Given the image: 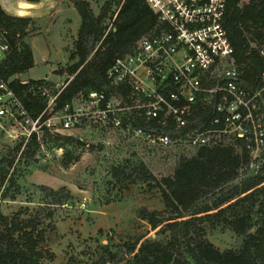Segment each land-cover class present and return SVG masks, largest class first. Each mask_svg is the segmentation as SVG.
<instances>
[{"label": "trees", "instance_id": "1", "mask_svg": "<svg viewBox=\"0 0 264 264\" xmlns=\"http://www.w3.org/2000/svg\"><path fill=\"white\" fill-rule=\"evenodd\" d=\"M69 1L80 17V25L69 53L70 64L64 72L54 71L57 76L68 77L58 90L46 79L22 83L16 78L34 67L26 37L35 22L31 18L11 16L0 5V36L8 47L0 64V76L9 82L32 119L47 105L46 99L29 91L34 86L45 87L56 95L51 114L45 113L43 120L72 106L78 98L85 100L90 92H103L108 99L126 102L129 87L113 85L107 71L115 59L130 53L141 38L164 26L144 0H103L97 15L86 0ZM115 12L116 17L107 30L105 21ZM222 24L243 80L257 86L263 67L260 53L264 51V0H226ZM213 113L212 109L195 112L192 127L205 125ZM132 124L145 132L173 139L184 134V130H176L171 124L161 125L157 120L136 115H132ZM42 145L63 151L60 164L64 168L78 162L81 153L75 151L84 146L76 138L47 130L39 138L32 135L27 142L20 139L12 151L13 157L7 162L0 160L1 199L6 196L2 190L5 184H16L14 176L9 174L15 161L32 158ZM247 161L242 146L203 147L193 156L180 159L172 175L158 181L152 177L164 208L162 211L141 208L138 218L156 236L165 237L164 240L141 241L140 238L116 246L114 252L104 248L102 264H264V168L259 174L250 175L243 170ZM42 191L54 194L47 188ZM26 211L21 209L12 218L0 215V264L53 261V254L41 248L45 237L37 228L36 216L22 218ZM216 228L231 231L237 237V244L231 249L216 248L207 239V230ZM126 256L130 257L125 260Z\"/></svg>", "mask_w": 264, "mask_h": 264}, {"label": "built area", "instance_id": "2", "mask_svg": "<svg viewBox=\"0 0 264 264\" xmlns=\"http://www.w3.org/2000/svg\"><path fill=\"white\" fill-rule=\"evenodd\" d=\"M144 1L163 28L141 38L107 71L113 85L129 87L126 102L90 92L83 106H67L43 120L45 113L51 114L56 95L34 86L29 91L46 99L47 105L32 119L0 76V132L27 142L32 135L39 138L43 130L61 134L94 125L126 132L150 148L242 146L248 157L243 170L259 174L264 168V51L259 84H248L234 63L233 46L222 24L226 0ZM116 12L107 20V30ZM7 50L0 36V64ZM209 109L214 113L208 122L193 128V114ZM132 115L171 124L184 134L173 139L145 132L132 124Z\"/></svg>", "mask_w": 264, "mask_h": 264}, {"label": "rangeland", "instance_id": "3", "mask_svg": "<svg viewBox=\"0 0 264 264\" xmlns=\"http://www.w3.org/2000/svg\"><path fill=\"white\" fill-rule=\"evenodd\" d=\"M10 1L21 15L35 22L26 37L34 67L16 78L21 82L48 79L60 88L68 77L54 71L64 72L70 64L69 53L80 25L78 13L69 0ZM86 1L97 15L103 0ZM83 102L78 98L73 105L83 106ZM53 122L58 125L59 121ZM61 134L83 142L82 149L75 151L81 153L78 162L64 168L60 164L63 151L42 145L32 158L15 161L9 174L16 184L6 183L2 188L6 196L0 198L1 216L12 218L24 208L27 211L22 218L36 216L37 228L45 237L41 248L54 256L52 262L44 260L43 264H102L104 248L114 252L116 246L140 238L164 240L138 218V211L163 210V200L151 178L158 181L172 175L180 159L193 156L197 149L183 145L150 148L126 132L94 125ZM19 140L0 132V160L7 162L13 157ZM141 169L142 174L136 172ZM207 239L220 250L231 249L238 241L231 231L221 228L208 229Z\"/></svg>", "mask_w": 264, "mask_h": 264}, {"label": "crops", "instance_id": "4", "mask_svg": "<svg viewBox=\"0 0 264 264\" xmlns=\"http://www.w3.org/2000/svg\"><path fill=\"white\" fill-rule=\"evenodd\" d=\"M0 5H1V7L9 14V15H12V16H18V17H22V16H24V15H21L20 14V12L18 11V8L16 7V6H14L12 3H11V1L9 0V1H7V0H0ZM24 17H29V16H24ZM76 17V16H75ZM26 74V73H25ZM24 74H22V75H20V77L21 76H23ZM30 79V78H29ZM46 80H48V79H46ZM49 81V80H48ZM50 82H52V83H54V84H56V85H58L57 84V82H53V81H50Z\"/></svg>", "mask_w": 264, "mask_h": 264}]
</instances>
